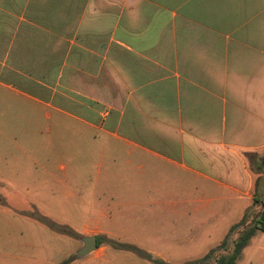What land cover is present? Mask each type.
<instances>
[{"label":"crops","instance_id":"1","mask_svg":"<svg viewBox=\"0 0 264 264\" xmlns=\"http://www.w3.org/2000/svg\"><path fill=\"white\" fill-rule=\"evenodd\" d=\"M263 151L264 0H0V185L85 196L81 237L231 229Z\"/></svg>","mask_w":264,"mask_h":264},{"label":"rangeland","instance_id":"2","mask_svg":"<svg viewBox=\"0 0 264 264\" xmlns=\"http://www.w3.org/2000/svg\"><path fill=\"white\" fill-rule=\"evenodd\" d=\"M246 159L255 180L253 204L245 213V217L251 221L256 214H260V204L264 202V151L248 153ZM255 199L258 207H255ZM89 205L85 196L81 199L62 196L60 201L50 202L0 185V264H25V260H39L41 264H77L88 258L89 254L82 258H77L76 254L83 247L80 231L86 221ZM99 206L95 204V208ZM147 225L154 229L152 224ZM230 227L231 224H223L219 230L190 233L187 230H167L158 225V230H114L119 238L102 234L88 236H97L101 245L115 250V253L132 256L139 262L148 261L147 248H151L169 253L168 259H165L169 264H215L216 258L233 251V241L241 230L231 231ZM175 231L177 234L174 236ZM225 240L224 252L220 246ZM114 242L128 247L116 249ZM252 252L255 257L250 259ZM197 254L200 258L196 257ZM205 254L210 255L204 259L201 256ZM244 254L236 264H260L262 255L255 248ZM112 261L110 264H126L124 261ZM91 263L104 264L101 260Z\"/></svg>","mask_w":264,"mask_h":264},{"label":"trees","instance_id":"3","mask_svg":"<svg viewBox=\"0 0 264 264\" xmlns=\"http://www.w3.org/2000/svg\"><path fill=\"white\" fill-rule=\"evenodd\" d=\"M255 207H258V201L255 199ZM261 212L260 214H256V216L251 220L248 221V217H243V219L240 221V223L233 226L230 230H241L239 233V236L236 240L233 241V251L229 255H222L219 259L216 258V264H236L237 260L239 259L243 249L248 245L250 240L259 232H264V202H261L260 204ZM226 244V240L221 244V250L226 251L224 248V245ZM100 242L98 241V247L100 246ZM114 247L116 249H125L128 246L124 244H120L117 242L113 243ZM224 248V249H222ZM134 250V249H133ZM136 251V249L134 250ZM213 253V252H212ZM210 255V254H208ZM208 255L206 257H208ZM148 260L153 262L154 264H169L161 259H155L153 260L151 255L148 254L147 256Z\"/></svg>","mask_w":264,"mask_h":264},{"label":"water","instance_id":"4","mask_svg":"<svg viewBox=\"0 0 264 264\" xmlns=\"http://www.w3.org/2000/svg\"><path fill=\"white\" fill-rule=\"evenodd\" d=\"M97 240L98 239L95 236H93V237H82L81 241H82L83 247L77 252L76 257L82 258V257L90 254L94 250H96L98 247V243H97L98 241Z\"/></svg>","mask_w":264,"mask_h":264}]
</instances>
